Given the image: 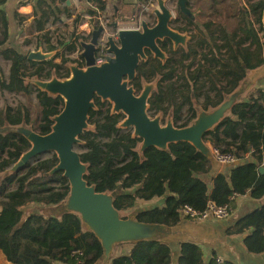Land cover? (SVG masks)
<instances>
[{
  "label": "trees",
  "instance_id": "16d2710c",
  "mask_svg": "<svg viewBox=\"0 0 264 264\" xmlns=\"http://www.w3.org/2000/svg\"><path fill=\"white\" fill-rule=\"evenodd\" d=\"M88 2L94 3L93 7H87L91 16H100L105 12L104 0ZM239 2L243 14V26L239 30L218 27L208 21L196 26V34L190 32L194 21L179 12L186 26H174V29L182 33L190 32V45L187 43L174 50L171 39L159 41L164 52L183 54V60H180L183 72L178 77L182 82L178 86L177 81L173 82L176 67L172 66L164 72L172 59L169 57L164 63L163 59L146 51L147 58L139 64L131 85L139 92L143 88L142 80L151 82L160 75L158 91L149 99V111L165 113L172 108L175 125L187 127L198 116L194 98L199 96V91L207 86L204 109L217 107L239 87L249 70L264 65V42L255 25L259 24L260 30L264 31V0ZM51 13L54 20L60 19L62 13L72 17L69 8H52ZM49 18L45 13L37 18L38 47L46 51L60 50L55 56L61 58L58 69H62V73L58 75L66 78L70 76L68 63L83 64V60L79 62L70 57L82 38L77 33L81 17H74L72 30L67 31L66 38L58 35L56 45L45 27ZM0 23L7 27V19L1 11ZM91 25L95 29L100 23L91 21ZM197 37L198 44L193 47L192 41ZM5 42L6 39L0 42V56L9 60L11 66L8 77L0 68V90L30 96L35 89L40 111L34 116L24 104L16 108L5 105L0 110V173L11 168L32 147L31 142L14 128L25 124L40 134H48L52 131L54 117L63 110L65 104L60 95H50L28 84L29 77L50 79L48 71L55 65V57L35 62L27 59V55L18 47L4 48ZM199 47L202 50L207 48V51L199 53ZM189 59H192L190 64L185 65L183 61ZM166 80L171 82L165 88L163 82ZM210 91L214 92L218 101L212 100ZM260 91L261 94L256 97L250 96L248 101L236 103L231 114L204 135L205 141L233 152L239 159L228 171L213 176L211 182L206 177L212 168L211 159L192 143L179 141L166 149L151 146L140 152L142 139L134 136L132 130H124L129 128L119 126L126 116L122 112H113L109 100L95 96L88 120L89 125L94 124V129H87L79 136L80 140H84L85 151L81 153V158L88 165L86 179L98 192L119 190L114 206L120 212L135 208L140 200L163 198L162 205L140 211L137 218L141 222L168 226H174L182 220L181 210L186 205L204 210L212 200L221 205L228 204L232 211L236 206L235 199H231L233 194L246 195L252 192L263 197L264 173L259 169L264 165V91ZM179 99H182L181 103ZM106 104L110 108L106 109ZM184 105H189L190 115L183 124L178 125ZM260 150L263 151V158ZM247 153L253 160H246L244 155ZM57 164V154H53L52 158L29 163L20 171L8 174L0 182V250L13 264H78L80 261L96 264L103 255L101 242L84 226L77 213L46 215L35 211L25 217L23 209L26 206H57L68 197V179L62 171L51 173ZM229 233L245 234L244 244L249 252H264V202L261 207L241 217ZM74 251L82 254L74 255ZM130 261L131 256L114 257L112 264H130ZM176 261L177 264H218L216 258L205 262L202 248L189 241L180 244Z\"/></svg>",
  "mask_w": 264,
  "mask_h": 264
},
{
  "label": "water",
  "instance_id": "95a60500",
  "mask_svg": "<svg viewBox=\"0 0 264 264\" xmlns=\"http://www.w3.org/2000/svg\"><path fill=\"white\" fill-rule=\"evenodd\" d=\"M180 5L186 10L184 2L180 1ZM154 11L158 19L156 25L149 26L143 21L138 28H120L118 42L112 35L108 36V51L114 55L108 57L101 65H96V52L98 40L105 30L99 25L92 30L89 41L80 40L81 48L84 49L80 56L86 62L85 68L77 62L70 63L72 75L66 80L53 78L40 81L37 78L40 89L53 96L60 95L65 100L63 110L54 117L50 133L40 134L25 124L14 128L31 142L32 147L14 164L15 170L9 174L20 171L37 156L49 151L55 152L58 164L51 173L62 171L70 184L69 195L58 205L60 213L56 215L66 212L79 214L84 226L101 242L104 251L102 257H109L113 246L122 242L166 237L170 233L168 229L170 226L141 222L136 213L124 217L114 206L115 196L120 191L98 192L86 179L88 165L82 161L76 144L79 136L87 130L95 96L109 100L113 103V112H122L126 116L122 128H132L134 136L142 139L140 152L151 146L166 149L172 143L187 141L209 159L217 161L205 143L204 135L224 119L243 92V88L237 89L220 105L212 108L213 110L200 111L194 122L187 127H178L173 123L163 126L158 118H152L149 114L151 86H147L138 94L131 85L136 77L137 68L141 61L147 58V50L154 53L155 57L161 59L166 57L159 41L169 38L175 45L186 43V36L170 26L172 12L163 1L159 2V9ZM59 51H46L39 47L29 52L27 59L35 62L48 61ZM259 170L264 172V166Z\"/></svg>",
  "mask_w": 264,
  "mask_h": 264
},
{
  "label": "crops",
  "instance_id": "0c3cea01",
  "mask_svg": "<svg viewBox=\"0 0 264 264\" xmlns=\"http://www.w3.org/2000/svg\"><path fill=\"white\" fill-rule=\"evenodd\" d=\"M55 1L57 0H0V11L4 13L7 19V27L0 23V41L6 39L3 47L14 46L19 48L28 37L37 36L38 40L39 31L36 28L37 18H41L44 13L50 17L45 25L47 29V23L50 19H54L51 13L52 8L58 9L59 7L64 10L65 8H69V5H75L76 7H86V11L87 7H91V5L93 7L94 4L93 2H88V0H64L62 3H56ZM160 1H163L171 11V8L168 6V2L171 0H107L106 10L102 12L100 16H91L87 11L84 12L83 16L88 14L89 18L79 28L82 32L91 31L93 27L90 24L92 21L90 18L94 20V23H98V20L105 16L108 20H110L111 17L113 19L112 24L115 29L113 31L108 30V33L111 35L118 32L120 28H138L141 22H143L140 17L143 4L150 3V6L155 10L159 9L157 7H159ZM178 1L179 12L193 20L192 14L187 10H183L180 5V1H182L186 5L185 8H187V0ZM218 2V0H205V6L202 9L207 12H212L215 7L220 6ZM111 10H113L112 13ZM69 11L72 14L70 8ZM33 12H36L35 18L33 17ZM201 13L204 14V12ZM63 15H65V13L61 14V18ZM55 21H59V19ZM37 48H39L38 45L35 50ZM82 50L84 49H82L81 44L78 43L76 51L70 55V57L74 60L81 57L80 54ZM82 67H86L85 60ZM240 88H243V92L238 97L236 103L248 101L250 96L256 97L257 94H261L260 90L264 91V65L249 70L245 79L237 89ZM231 112L232 109L228 111L225 117L229 116ZM205 143H207L212 153V148L215 145L210 141H205ZM259 153L263 158V151L260 150ZM244 157L246 160H253L249 153L245 154ZM211 162L212 168L206 176L209 177L208 180L210 182L213 176H216L220 172L228 171L232 166L229 164H220L213 159ZM235 202L236 206L232 209L231 215L225 219L208 218L205 220H197L195 218L182 216V220L178 224L170 226V228L168 227L170 233L166 235V237L161 236L154 240L144 239L137 242H122L116 244L113 246L110 256L102 257L96 264H112V259L114 257L126 256H131L132 261H130V264H177L176 260L179 257L180 244L185 241L194 242L202 248L205 262L222 257L229 264H264V252L255 254L247 250L244 244L245 234L229 233L230 228L241 217L263 205L264 196L258 197L250 192L246 195H237L235 197ZM145 203L146 205L152 204L153 207L160 206L164 203V199L155 197L148 201L140 200L137 205L139 206L140 204L141 206L144 204V208L137 211L136 214L142 210L152 208V206H146ZM51 207L55 206L47 208L50 209ZM123 213L124 212H122V214ZM46 215H55V213L50 212L46 213ZM0 264H13L4 256L1 250Z\"/></svg>",
  "mask_w": 264,
  "mask_h": 264
},
{
  "label": "rangeland",
  "instance_id": "374dc122",
  "mask_svg": "<svg viewBox=\"0 0 264 264\" xmlns=\"http://www.w3.org/2000/svg\"><path fill=\"white\" fill-rule=\"evenodd\" d=\"M218 1H219L218 3L220 4V6L215 7V9L212 12L211 11L207 12V11L202 9L205 6V0H187L188 4H187L186 10L192 14L194 24H195V25L190 27V32L198 34V29L196 28V26H202V24L204 22H208V21L214 22L216 24V26H218V27H225V28L232 30V31L233 30H239V28H241V26H243V22H242L243 14H242L241 9H240V2H239L240 0H218ZM168 6L171 8V12H172V21L170 23V26L172 28H173V25L174 26H181V27L186 26V21L183 18H181L180 14H179V1L178 0H171L170 2H168ZM69 8L72 10V16L73 15L74 16L80 15V17H81L80 23L78 26L79 31H77V33L79 32L78 34L80 36H82V38L84 40L89 41L91 39L92 32H91V34L90 33L82 34L81 33L82 31L79 28L89 18L88 14L86 16H83V13L87 11V9L85 11L86 7L84 8V7H76L75 5H69ZM157 8H159V7H157ZM153 9L154 8L151 7V10H146V11L142 10V13L140 16L143 21L148 23L149 26L156 25V23L158 21L157 16L155 14V11ZM112 11L113 10H111V13H112ZM201 12H204V14H202ZM74 16L70 18L65 14V15H63L62 18L60 17L61 19H59V21H55L54 19H50V21L47 23V30L50 32V36L52 37V40H53L55 45L57 44L58 35H61L63 38H66L67 37V31L72 30V24L74 21ZM252 18L254 20L255 17L253 16ZM90 20H92V22L94 23V20L92 18H90ZM112 21H113V19L111 17L109 20V23H108V29L110 31H113L115 29L114 25L112 24ZM98 22L100 23V20H98ZM255 25H256L257 29L259 30L260 37H261L262 41L264 42V31L260 30L259 24L255 23ZM190 32H187V33L180 32L184 36H186V43L182 44V45L181 44L175 45V43H174V50L177 49L179 46H186L187 43H188V45H190V39H191ZM197 40H198V37L194 41H192L193 47H195L198 44ZM219 42H221V41H219ZM37 45H38L37 36L28 37L25 40L24 44H21L19 49L22 52H24L26 55H28L29 51H35V48L37 47ZM1 47H0V50H1ZM198 51H199V53L206 52L207 48H203V50H202L199 47ZM153 55L155 56L154 53H153ZM165 56L166 57L163 59L164 63L167 61V59L169 57L172 60L169 64V66L167 67V69L164 70V72L169 71L172 66H175L176 72H175V77L173 79V82L177 81L178 83L176 85L178 86L182 82V79H179L178 77H180L182 72H183V67L180 64V60H183V54L181 52H174L173 51L171 53L165 52ZM80 59H81V57L77 60H80ZM191 60L192 59H189V60H185L183 62L185 65H188V64H190ZM197 60H199V57ZM70 63H73V62H70ZM70 63L67 64L68 67H70ZM10 65H11L10 61H8L3 56L0 57V68L2 69L5 77L9 76ZM194 68H196V66L193 67V69ZM60 73H62V69H60L59 72L53 71L50 79L58 78L61 80H66V79L70 78L72 75L71 70H70V76L66 77V78L59 77L58 74H60ZM39 80L44 81L42 79H39ZM48 80H45V81H48ZM159 82H160V75L157 76L156 78H154L151 82H148L147 80H142L143 88L141 89V91H139L137 93L141 94L147 86H151V92H150V97H151L152 95L157 93ZM170 82H171L170 80L164 81L163 86L166 88V86H168L170 84ZM37 83H38L37 78H35V77H29L28 78V84L38 87L39 85ZM206 92H207V86L204 89H202L201 91H199L198 97L194 98V106L196 108L197 113H200V111L204 110V103H205L204 97H205ZM209 95L211 96V98L214 102L218 101L214 92L210 91ZM178 102L181 103L182 99H179ZM19 104H24L25 106H27L29 108V111L31 112V114H33L34 116H37L39 111H40V107L38 105L37 92L35 89L30 94V96H26V95L21 94V93L0 90V110L3 109L5 107V105H9V106L16 108ZM112 106H113V103H112ZM166 106H167V103H166ZM105 108L106 109L110 108L109 104H106ZM188 109H189V105H184L183 110L181 112L182 119L177 122L178 125L183 124L188 119V117L190 115L188 112ZM211 110H213L212 107H210L208 109V111H211ZM149 114L152 116V118H158L163 126H166L168 123H173V125H175V120L173 117L172 108H170V110H168L165 113H163V112L155 113L154 111H149ZM123 122H124V120H122L120 122V124H119L120 127H123V124H122ZM92 125L93 126L88 124L87 129H94V124H92ZM23 126L26 127L25 125H23ZM26 128H28V127H26ZM124 130L125 131H130V130L133 131V129H131V128L124 129ZM140 148H141V145H140L139 149ZM76 150L79 153H83L85 151L83 139L82 140L79 139L78 143L76 144ZM53 154H56V153L53 151H49L44 155H40L41 157L40 156H37V157H40V158H38V160H43V159H47V158H52ZM37 157L33 158L30 162L35 163L36 161H38ZM15 166L13 165L6 172L0 173V182L2 181V179L5 176H7L9 174V172L15 170ZM140 204H139V206L137 205L135 208L124 212L122 215L125 217H129L132 214L136 213L137 211L143 209L144 204L141 206H140ZM145 205H146V203H145ZM146 206H152V204H148ZM23 210H24L25 217L28 214L35 212V211H40V212H43L45 214L53 212V213H55V215L57 213H60L59 212V210H60L59 206L51 207L50 209H48L47 207H44L41 205H29V206L24 207Z\"/></svg>",
  "mask_w": 264,
  "mask_h": 264
},
{
  "label": "built area",
  "instance_id": "2783aa9c",
  "mask_svg": "<svg viewBox=\"0 0 264 264\" xmlns=\"http://www.w3.org/2000/svg\"><path fill=\"white\" fill-rule=\"evenodd\" d=\"M107 2V0H104ZM151 6L150 3H144L142 6V10H150ZM33 17H36V12H33ZM108 23L109 20L105 17L100 18V24L104 27V32L100 36L97 44V52H96V65H101L102 63L107 61L108 57L113 56V52H109V43H108V36L111 35L108 32ZM91 31L87 32H81L82 34H87L90 33ZM114 39L118 42V32L112 34ZM80 58V57H79ZM76 58L75 60L79 59ZM83 64H80L82 67L84 65V59L81 57L79 62H82ZM61 63V58L60 57H55L54 58V66L51 67L48 71V74L52 76L53 71H58V65ZM212 154L214 155L215 159L220 163V164H229V165H234L236 162L239 160L236 155L233 152L230 151H225L220 147L214 146L212 148ZM237 194H233L231 196V199L234 200ZM182 216L184 217H189V218H195L197 220H205L208 218H217V219H225L231 215V207L228 204H218L212 200H210L207 204V207L204 210H198L193 208L190 205H186L182 208L181 210ZM73 254H82L80 251H74ZM218 264H226V260H224L222 257L217 258ZM78 264H84L83 262H79Z\"/></svg>",
  "mask_w": 264,
  "mask_h": 264
},
{
  "label": "bare ground",
  "instance_id": "6f19581e",
  "mask_svg": "<svg viewBox=\"0 0 264 264\" xmlns=\"http://www.w3.org/2000/svg\"><path fill=\"white\" fill-rule=\"evenodd\" d=\"M41 157V156H40ZM40 157H37V160H38V158H40Z\"/></svg>",
  "mask_w": 264,
  "mask_h": 264
}]
</instances>
